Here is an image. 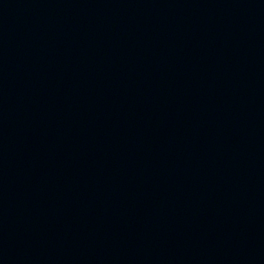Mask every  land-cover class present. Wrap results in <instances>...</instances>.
I'll return each mask as SVG.
<instances>
[{
	"label": "water",
	"instance_id": "95a60500",
	"mask_svg": "<svg viewBox=\"0 0 264 264\" xmlns=\"http://www.w3.org/2000/svg\"><path fill=\"white\" fill-rule=\"evenodd\" d=\"M0 264H264V28L0 0Z\"/></svg>",
	"mask_w": 264,
	"mask_h": 264
}]
</instances>
